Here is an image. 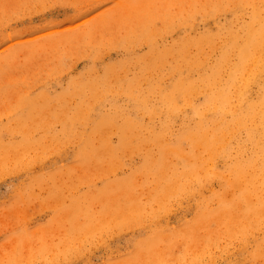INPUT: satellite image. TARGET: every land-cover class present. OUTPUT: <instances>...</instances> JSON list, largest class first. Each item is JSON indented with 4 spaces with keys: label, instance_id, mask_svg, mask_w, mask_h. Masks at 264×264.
I'll list each match as a JSON object with an SVG mask.
<instances>
[{
    "label": "rangeland",
    "instance_id": "rangeland-1",
    "mask_svg": "<svg viewBox=\"0 0 264 264\" xmlns=\"http://www.w3.org/2000/svg\"><path fill=\"white\" fill-rule=\"evenodd\" d=\"M263 3L0 0V264H264V176L229 170L235 132L175 155L201 95L164 102Z\"/></svg>",
    "mask_w": 264,
    "mask_h": 264
},
{
    "label": "bare ground",
    "instance_id": "bare-ground-1",
    "mask_svg": "<svg viewBox=\"0 0 264 264\" xmlns=\"http://www.w3.org/2000/svg\"><path fill=\"white\" fill-rule=\"evenodd\" d=\"M250 10L249 22H241L236 18V26L227 29L226 37L219 33L214 35L220 41L218 45L213 43L215 38L211 34L187 45V48H201L202 41L210 50L218 51L219 58L211 69H207L205 64L197 66L201 72L198 76L201 85L191 90L192 82L180 80L173 86L172 93L164 97V102L170 108V117L180 120L183 112L177 111V107L174 109L177 100L201 95L199 102L190 106L192 117H184L181 121L182 131L177 143L170 149L175 155L182 158L181 148L184 145H188L191 154H194L200 143H203L202 140L235 132L237 134L231 137L233 141L229 142L227 149L228 159L231 160L229 170L237 175L249 172L254 176H264V3ZM171 53L169 51V55ZM182 54L193 60L189 57V49ZM252 89L258 92L256 97L250 95ZM33 109L41 110L35 104L30 111ZM99 124L111 127L114 125L113 118H103ZM130 125L131 122L127 121L125 127ZM140 130H147L154 144L159 142V136L152 127ZM99 131L97 126L96 132L92 133L93 137ZM121 143L124 144V140ZM85 144L83 154L91 158V161L96 160L95 151L88 153L91 149L90 139ZM119 148L123 150V146ZM108 152L114 155L116 149L109 147ZM188 171H195L194 165H189Z\"/></svg>",
    "mask_w": 264,
    "mask_h": 264
}]
</instances>
